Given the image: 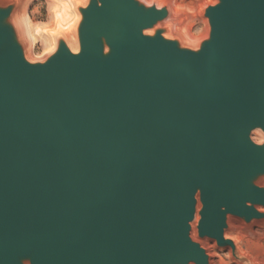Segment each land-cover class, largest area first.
Returning a JSON list of instances; mask_svg holds the SVG:
<instances>
[{
    "label": "water",
    "instance_id": "1",
    "mask_svg": "<svg viewBox=\"0 0 264 264\" xmlns=\"http://www.w3.org/2000/svg\"><path fill=\"white\" fill-rule=\"evenodd\" d=\"M7 14L0 10V264H208L187 237L196 188L201 234L219 239L221 204L264 217L244 205L264 204L252 184L264 173V146L247 139L264 126V0L209 7L211 38L198 53L159 30L140 34L163 10L93 2L82 52L61 47L44 66L23 60ZM250 135L264 140V130Z\"/></svg>",
    "mask_w": 264,
    "mask_h": 264
},
{
    "label": "clouds",
    "instance_id": "2",
    "mask_svg": "<svg viewBox=\"0 0 264 264\" xmlns=\"http://www.w3.org/2000/svg\"><path fill=\"white\" fill-rule=\"evenodd\" d=\"M93 2L97 8L104 5V0H0V10H8L6 21L12 28L23 60L31 66H44L61 47L72 55L82 52L81 29L85 13ZM221 2L209 0L205 4L204 0H135L136 4L144 8L158 12L163 10L162 16L140 29V34L155 37L159 30V36L165 41L174 42L178 49L198 53L211 38L212 25L206 10ZM100 51L102 55L111 51L104 37H101ZM254 129L264 130V126H251L247 133L248 141L254 146H264V140L251 137L250 133ZM261 177H264V173L253 179L252 184L264 189V182H258ZM192 195L194 204L192 218L187 221V237L202 250L208 264H264L262 215L245 219L221 204L224 222L218 239L207 233L201 234L199 225L204 208L201 189L196 188ZM244 205L264 214L262 203L245 200ZM221 240L231 243L221 244ZM20 264H32V261L24 258ZM176 264L181 262L177 261ZM183 264H196V261L188 259Z\"/></svg>",
    "mask_w": 264,
    "mask_h": 264
},
{
    "label": "rangeland",
    "instance_id": "3",
    "mask_svg": "<svg viewBox=\"0 0 264 264\" xmlns=\"http://www.w3.org/2000/svg\"><path fill=\"white\" fill-rule=\"evenodd\" d=\"M204 2L207 3V2H209V0H204ZM193 38H194V37H193ZM253 138H254V139L262 140V136H260V135H255Z\"/></svg>",
    "mask_w": 264,
    "mask_h": 264
},
{
    "label": "bare ground",
    "instance_id": "4",
    "mask_svg": "<svg viewBox=\"0 0 264 264\" xmlns=\"http://www.w3.org/2000/svg\"><path fill=\"white\" fill-rule=\"evenodd\" d=\"M255 136V135H254Z\"/></svg>",
    "mask_w": 264,
    "mask_h": 264
}]
</instances>
